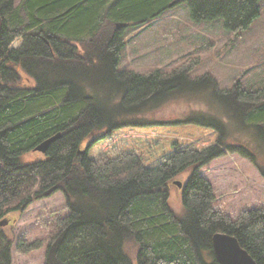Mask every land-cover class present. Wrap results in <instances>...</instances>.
Instances as JSON below:
<instances>
[{"label":"trees","instance_id":"1","mask_svg":"<svg viewBox=\"0 0 264 264\" xmlns=\"http://www.w3.org/2000/svg\"><path fill=\"white\" fill-rule=\"evenodd\" d=\"M260 1L183 2L193 23L220 20L238 33L259 17ZM175 4L0 0V221L51 190L61 192L67 215L53 223L44 264H217L211 248L217 233L264 264V209L228 219L213 210L211 186L198 173L230 152L264 176V85L236 82L219 90L206 76L188 79L187 69L117 72L124 29ZM16 39L20 46L10 49ZM93 88L110 99L92 98ZM182 96H198L212 113L146 118ZM241 132L257 138L253 148L227 140ZM57 135L41 159L24 162ZM184 173L174 211L169 186ZM38 243L18 248L27 253ZM10 244L0 231V264H9Z\"/></svg>","mask_w":264,"mask_h":264},{"label":"rangeland","instance_id":"2","mask_svg":"<svg viewBox=\"0 0 264 264\" xmlns=\"http://www.w3.org/2000/svg\"><path fill=\"white\" fill-rule=\"evenodd\" d=\"M183 1L176 0L174 6L142 26L124 29L120 38L124 47L117 72L146 75L159 70L162 74L172 75L187 69L188 79L206 76L219 90L230 89L236 82L244 88L264 85V0L259 2V17L238 33L225 31L220 20L193 23ZM13 2L17 6L20 0ZM20 43V39H16L9 48L16 49ZM99 96L108 97H100L104 102L110 99L108 93L93 88L91 97ZM158 108L146 118L174 121L212 113L209 105L198 96H182ZM234 137L227 140L246 144L248 148L258 142L257 138L252 139L250 132H241ZM42 157L43 154L34 152L23 160L30 163ZM260 160L264 162V158ZM198 173L211 186L213 210L228 219L236 220L246 210L264 209V176L251 161L238 153H224L202 166ZM187 175L184 173L174 181L180 187L174 182L169 186L168 204L174 211L179 209L178 198ZM53 191L32 201L23 211L10 215L7 224L0 228L11 242L9 264H44L53 223L67 215L62 193ZM18 242L26 246L39 243L34 246L37 248L25 253L18 248ZM127 255L133 259V252H127Z\"/></svg>","mask_w":264,"mask_h":264},{"label":"water","instance_id":"3","mask_svg":"<svg viewBox=\"0 0 264 264\" xmlns=\"http://www.w3.org/2000/svg\"><path fill=\"white\" fill-rule=\"evenodd\" d=\"M58 138V135L52 137L35 148V152L44 154L49 145ZM177 187H180L178 182H174ZM49 191V193H51ZM48 193V194H49ZM6 221H0V228L5 226ZM211 248L214 260L217 264H255L250 256L242 250L237 241L228 235L217 233L212 236Z\"/></svg>","mask_w":264,"mask_h":264}]
</instances>
